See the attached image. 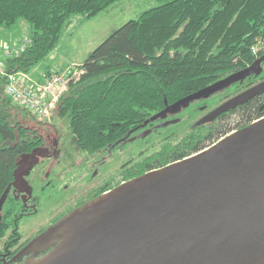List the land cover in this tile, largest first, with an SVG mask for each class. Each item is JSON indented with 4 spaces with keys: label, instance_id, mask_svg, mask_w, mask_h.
Returning <instances> with one entry per match:
<instances>
[{
    "label": "trees",
    "instance_id": "obj_1",
    "mask_svg": "<svg viewBox=\"0 0 264 264\" xmlns=\"http://www.w3.org/2000/svg\"><path fill=\"white\" fill-rule=\"evenodd\" d=\"M114 1L0 0V28H13L19 20L30 27L29 44L4 58L5 69L30 72L53 49L71 15L91 18ZM158 1L161 3L125 21L93 48L77 65V78L67 81L55 102L54 114L67 122L69 133L87 156L162 134L182 121L179 112L184 108L168 111L165 117L156 114L247 67L264 52L254 55L250 50L255 39L264 36V0ZM49 74L47 70L46 76ZM4 81H0V257L18 244L19 221L26 215L21 213L23 201L11 184L18 160L45 145L46 135L54 141L58 136L54 127L35 119L4 93ZM241 110L247 124L264 112L256 103ZM231 128L229 120L216 117L188 122L165 136L153 152L123 163L114 186L197 153ZM111 188L112 181L102 183L78 205Z\"/></svg>",
    "mask_w": 264,
    "mask_h": 264
},
{
    "label": "water",
    "instance_id": "obj_2",
    "mask_svg": "<svg viewBox=\"0 0 264 264\" xmlns=\"http://www.w3.org/2000/svg\"><path fill=\"white\" fill-rule=\"evenodd\" d=\"M263 58L155 116L165 117L242 80L256 72ZM261 91L264 80L205 117ZM30 155L26 166L24 158ZM39 158L35 150L20 156L14 189L29 194L20 169L26 166V174ZM65 231L71 238L36 264H264V117L197 153L121 182L35 236L16 255Z\"/></svg>",
    "mask_w": 264,
    "mask_h": 264
},
{
    "label": "rangeland",
    "instance_id": "obj_3",
    "mask_svg": "<svg viewBox=\"0 0 264 264\" xmlns=\"http://www.w3.org/2000/svg\"><path fill=\"white\" fill-rule=\"evenodd\" d=\"M160 3L158 0H116L91 18H85L81 14L71 15L69 22L62 27L53 49L27 73L32 80L38 78L40 82L53 74L62 76L67 81L70 78L76 79L80 73L77 65L112 30L125 21L136 18L143 10ZM29 34L30 27L24 20H19L13 28H0V53L3 45L18 47L24 44L23 47H26ZM47 68L51 69L49 76H46ZM221 92L191 101L179 112L182 121L158 136L136 138L123 149L88 158H85V152L69 133L67 122L58 118L52 110L42 122L51 125L57 132L56 156L41 157L29 174L32 193L38 197L39 207L36 213L24 216L19 221V242L28 240L41 226L50 224L54 217L72 207L92 188L118 175L121 165L127 160L136 161L141 154L153 152L165 136L180 131L188 122L205 117L221 100L231 94V91L224 94ZM55 94L59 96L58 91ZM52 99L50 97L49 101ZM200 104L203 105L202 108H199ZM233 120L235 119L231 121ZM41 148L44 149L45 145Z\"/></svg>",
    "mask_w": 264,
    "mask_h": 264
},
{
    "label": "flooded vegetation",
    "instance_id": "obj_4",
    "mask_svg": "<svg viewBox=\"0 0 264 264\" xmlns=\"http://www.w3.org/2000/svg\"><path fill=\"white\" fill-rule=\"evenodd\" d=\"M262 55H264V52L261 53V56ZM263 80H264V58L261 59V61L259 62V68H257L256 72H253V73L247 75L242 80H239V81H236V82L230 84L229 86H227L225 88L224 91L221 92L222 94H224V93H226L228 91H231V94L227 95L223 100H221L220 103L217 106H219L224 101H226V100L234 97L235 95H237V94H239V93H241V92H243V91H245V90L253 87L254 85L260 83ZM254 103H256L257 105H261V108L262 107L264 108V91H261L259 93L254 94L253 96H251L250 98L246 99L245 101L240 102L239 104H236L233 107H231V108H229V109H227L225 111H222V112H220L219 114H217L215 116L217 119L222 118V119L229 120V123L230 124L233 123V121H235L232 124L231 130L228 131V133H226L225 135H227V134H229V133H231V132L239 129L240 128L239 126H241V125L243 126V125H246L248 123L247 117H242L241 116V111H242L241 108H242V106H245L247 104H254ZM216 107H214V108H216ZM261 117H264V112L260 116H258V117L257 116H254V118H252L250 121L253 122L255 120H258ZM232 119H235V120L231 121ZM46 136H47V139H46V142H45V148L43 149V148L39 147L38 149L35 150V153L38 155V158L40 156L41 157H45V156H49V155L51 157H53V155L56 154L55 153L56 152V148H55V141L56 140L55 141L52 140V138H51L50 135H46ZM221 137H223V136H221ZM214 142H212V143H214ZM50 152H51V154H50ZM100 155H103V154H100ZM88 157H91V156L85 155V158H88ZM32 158H33L32 155L28 156L27 158L25 157L24 158V163H26V162L29 163L32 160ZM28 163H26V166L29 165ZM37 163L38 162L32 164L31 167L28 169V172L26 174L24 173V171L26 169V166L24 168L22 167L23 169L22 168L20 169L21 170L20 173H23V177H24V179L26 180V182L28 184V186L25 185L24 188H27L28 187L27 188V191L29 192V194H27V192H23V191H21L19 189H15V191L18 194V196H20L21 199H22V201H23L24 211H21V213L22 214L25 213L26 214L25 216L30 215V214L33 213L32 212V208L34 207L35 204H37V205H36V208H35V212L34 213L37 212L38 207H39V205H38V197L32 193V187H31L30 182H29V179H28L29 174L32 171V168ZM19 171H17V173H16V178L17 179L20 178V177H18ZM116 176H117V178H116ZM116 176L109 179L110 181H112V188L114 187L115 182L118 181V175H116ZM122 182H124V181H122ZM18 185L20 186V188H22L19 182H18ZM97 187L98 186L92 188L90 191L96 189ZM90 191H88L87 194ZM87 194H85V196ZM85 196L81 197L72 207H70L69 209H67L65 212H62L61 214H59L56 217H54L51 220L52 221L51 223L48 222L50 224H48L46 226H43V227L41 226V228L38 229L31 238H29L28 240H25L22 243L18 242V244H16L11 250H6L5 253H2L1 254V257H0V260L2 261V264L3 263H5V264H36L53 247L58 246V245H60V244H62L64 242H66V240H68L69 238H71L69 236L70 235L69 232H67V231L60 232V233L56 234L55 236L47 239L45 242L40 243L37 247L25 251L21 255H16V254L13 253L23 243L29 242L31 239H33L35 236H37L38 234H40L41 232H43L44 230H46L48 227H50L51 225H53L56 222H58L66 214L70 213L73 210H76L77 208H79L83 204L87 203L88 201L85 202V203H83V204H81V205H78ZM83 200H85V198ZM23 217L24 216H22V218Z\"/></svg>",
    "mask_w": 264,
    "mask_h": 264
},
{
    "label": "built area",
    "instance_id": "obj_5",
    "mask_svg": "<svg viewBox=\"0 0 264 264\" xmlns=\"http://www.w3.org/2000/svg\"><path fill=\"white\" fill-rule=\"evenodd\" d=\"M23 46L25 45L18 47L3 45L1 49L2 57L0 56V81L4 78L3 91L14 103L26 108L35 119L43 121L50 115L55 105V100L58 97L55 92L58 91L60 94L63 88L65 89L67 80L62 76L53 74L40 82L32 80L27 72L7 71L4 58L18 54L24 50L25 47ZM250 50L254 55L264 51V36H258L251 45ZM50 97L53 99L49 101Z\"/></svg>",
    "mask_w": 264,
    "mask_h": 264
},
{
    "label": "crops",
    "instance_id": "obj_6",
    "mask_svg": "<svg viewBox=\"0 0 264 264\" xmlns=\"http://www.w3.org/2000/svg\"><path fill=\"white\" fill-rule=\"evenodd\" d=\"M0 56L2 57V54L0 53ZM46 66V65H45ZM44 67V66H43ZM42 67V68H43ZM41 69V68H40ZM46 69V68H45ZM47 70L49 71V70H51V69H49V68H47ZM38 77V76H37ZM34 80H37L38 78H33Z\"/></svg>",
    "mask_w": 264,
    "mask_h": 264
}]
</instances>
